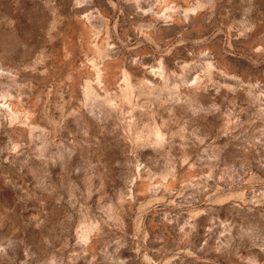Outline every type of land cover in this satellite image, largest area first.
I'll use <instances>...</instances> for the list:
<instances>
[{"label": "clouds", "instance_id": "9594fccd", "mask_svg": "<svg viewBox=\"0 0 264 264\" xmlns=\"http://www.w3.org/2000/svg\"><path fill=\"white\" fill-rule=\"evenodd\" d=\"M0 264H264V0H0Z\"/></svg>", "mask_w": 264, "mask_h": 264}]
</instances>
